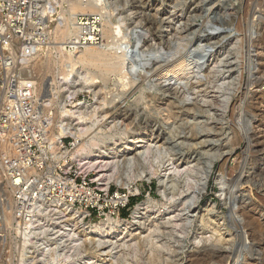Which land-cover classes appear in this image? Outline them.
I'll list each match as a JSON object with an SVG mask.
<instances>
[{"label":"rangeland","instance_id":"rangeland-1","mask_svg":"<svg viewBox=\"0 0 264 264\" xmlns=\"http://www.w3.org/2000/svg\"><path fill=\"white\" fill-rule=\"evenodd\" d=\"M101 2L102 7L105 8L100 14L104 19L103 22L105 23V20H108L113 26L117 24L123 25L121 26V36H126L124 39L129 40L130 44L134 46L132 48L133 53L131 54L127 65L128 72H130V81H122L119 77L113 75L105 76L103 75L105 74L104 71L99 72L90 66L83 65L80 67L87 72L93 70L95 72L92 71L93 74H95L96 77H98V80L101 81H99V85L96 84L93 88L94 90H97L95 92H98V95L100 96L97 95V98L107 103L104 107L102 106L99 111L102 114L99 116L100 119L98 121L101 122L98 123L97 127L101 128L104 133L110 134L111 137L106 139L105 143L112 144V140L118 138L120 132L125 133V135L121 136V145L123 147L129 142L128 140H133L140 136V134L145 133L147 140L159 141L157 144L161 145V152L164 154L163 157L165 158L163 164L160 167L158 166V170L160 175L165 174L168 176L167 182L164 185L167 191L166 193L169 196L168 198H170L173 193L178 194L177 192L181 191V188L183 187V184H181L183 182L182 178L179 179L176 176V173L173 171L174 167L181 166L179 169L182 170V168L185 169L186 166L189 167L190 165L192 172H194L193 175L198 177V175H201L204 170H206L207 164L210 160L214 162V166L211 171L212 174L210 173L206 191L202 194L199 202L193 206L191 213L189 214V221H187V224L183 227V237H180L182 235L178 233L179 230H171L172 228L165 223V212L161 213L160 216H156L157 213L153 210L148 213L149 216L148 214L147 216L145 215L143 220L144 223L142 222L139 227H135L133 231L124 235V241L132 239L128 242V245H132L131 243L137 241L136 247L129 246L128 248L116 249L111 253H105L102 251L98 252L95 249L93 250L89 244H84L80 249L82 254L79 255L78 258L80 259L93 255L96 256V260L99 261L98 264H210L211 262V264H230V262L233 264L235 262L236 264H263L264 174L259 175L254 173V170L256 171L258 167L259 159L264 157V152L259 153L260 151H258L260 149L261 139L264 137V124L262 122V125L256 129H259L255 132L257 133L256 136H253L255 134V129L253 130L249 127L251 126L250 124L255 121V115H257L255 113L254 105L258 100L262 99L261 95L264 94V81L257 82V80H255L256 77L254 72L257 68L255 63V53L250 47V42L252 40L263 39L264 42V0H101ZM59 4H61V2L57 1L54 5L59 7L61 6ZM106 10L108 13L103 12ZM168 22L171 23L170 27L167 26ZM55 26L56 22L53 23L52 29ZM141 34L146 35H143L145 41H139L138 35ZM159 35L162 36V38ZM111 37L114 38L113 34ZM111 39L112 38H110V40L108 39V42L112 41L108 44L115 43L113 42L114 40ZM124 39H121L118 43L122 44ZM104 43L105 40L102 44L104 45ZM57 44L59 45V43ZM141 47H144V49ZM45 57H47V53L41 52L36 58L34 57L32 59V63L39 65L46 59ZM182 57H186L187 59L191 58L193 60L192 66H195L191 74H189L183 81L169 83V85L165 83L160 90H157V88L155 89L154 87L155 82L151 77H148V79H146L145 76L143 77L146 73L150 74L153 72V68L157 65H167ZM132 65H134V68H132ZM100 69L102 70V68ZM100 76L106 78L107 82H105L106 79H99L101 78ZM46 77L49 78L50 74L48 73L44 75L43 73H39L35 77V81L43 84ZM231 78H233V80ZM207 79L212 81H208ZM127 82L132 84H125ZM221 83H224L225 86ZM224 88H227L228 90L226 89L227 91H225ZM79 94L77 95L76 100L72 101L74 105L82 103L77 106L82 110L84 108L83 105L87 108L93 106V95H90L91 93H88V90L84 89ZM201 97H203V99ZM65 102L67 101L64 100L63 103ZM108 102L110 103V108L104 109L108 106ZM225 103L228 104L226 105ZM158 106L162 109V112L160 113L159 111H161V109ZM192 107L194 110L196 109V112L192 110ZM222 107L225 108L223 109ZM243 110L244 112H242ZM103 114H105L106 117ZM246 114L249 115L247 116ZM101 117L103 119H101ZM114 118L119 122L117 125L118 127L109 130L113 124L112 120ZM73 119H65L66 124L71 128H75L77 123V120ZM183 119L185 121H183ZM256 120L259 119L256 118ZM257 124L259 125V123ZM254 125H256V123ZM193 126L195 127L192 128ZM119 127H121V130H119ZM203 127H206L205 132ZM246 132L248 136H253L251 138L253 144L247 142V138L245 137ZM53 134L58 135V129L55 125ZM241 135L243 139L241 138ZM63 138L64 144L67 148H69L68 144L75 142L72 135L68 134ZM196 141L197 144L206 142L203 143L206 144L205 147L196 146ZM258 141H260V144ZM166 155H169V157ZM213 155L216 156L212 157ZM260 166H263V163ZM123 170L124 168H120L116 174L118 175L117 177L122 176L120 178L121 182L115 181V179L109 181L110 194L118 191L126 196L130 195L127 207L120 211L122 219H128L133 207L148 196H151V198L156 201V204L158 203V208H160L162 204L167 203L168 206H173V209L169 212L181 209L180 206L175 204L176 202L174 200L170 203V201L167 202L166 199H163V196L158 189L160 183L158 182L157 177H153L151 180L143 178L133 179L134 182L131 181L132 186L138 189V193H130L127 186L121 185L124 179H126V175L130 174L126 170ZM138 170L139 167L132 168L133 173H136ZM146 170H148V168ZM90 173L91 175L89 177L90 179H93L95 174L94 172ZM184 188L185 187H183L182 190L186 191ZM234 191H240V193L243 192L246 203L248 204L247 206H250L247 207L245 213L248 212L252 218L254 217L256 221H259L258 225L260 226L262 234L256 236V238L253 239L254 242L250 237L253 235L251 228L239 229L242 236H240V233L238 236L234 228L231 226V221H229V206H227V204L225 205V203L228 202V200L233 199L232 192ZM190 192L191 191H189L187 195H189ZM222 192L223 195L221 196L220 193ZM252 208H254V212H249ZM207 209H212L210 226L202 228L200 227L198 217ZM123 213L127 216L123 217ZM56 216L58 215L51 212L50 216L42 222L47 229L49 228L47 231L50 234L53 230V224L57 222L56 220L59 222L61 221L60 223L64 220L69 221V218L67 217L61 220ZM182 216L183 218H186L185 215ZM70 220L79 227L76 228L78 237L83 238V227L80 225L85 226L95 224L100 218L96 216H85L81 221L82 224L75 219L71 218ZM148 227L155 228L154 242H156V244L150 245L143 243L142 241V237L147 234ZM215 229L217 230L216 233H219L220 236L216 233L214 235L213 231ZM3 230L4 227L2 233ZM33 232L34 233L30 236L31 239H37L38 241L42 239V237H37L35 231ZM206 235H212L211 239L206 244L208 247L227 251L226 254L228 255L224 254L219 257L217 255H211L210 260L207 259V257L206 260L205 258L201 260L199 256L201 253L199 251L202 250L204 244L202 243L197 247L194 245L195 241H193V239L196 236L198 240L200 236L204 238ZM139 237H141V239ZM15 241L16 242L12 244L7 243L6 245L4 244V238L3 241H0V264H20L21 243L18 238ZM248 241L249 244L251 243L250 251L252 253L250 251V253L248 252V255L244 252L240 253L239 251L242 248V243L247 246ZM50 245L53 249L57 247V250L61 254L62 251L63 253L66 252V250H63L62 242L60 243L54 237L50 242ZM155 245L161 246H159L158 249ZM193 246L196 248L195 250L198 258L195 257L193 258V261H190L191 258H189V256L190 252H192ZM29 248L31 249L30 246ZM234 249L235 251H233ZM152 250L154 251V255H152V258L154 257L153 259L150 257V251ZM41 251L42 245L40 244L32 248L31 253H33L32 258L34 259L33 264H41L47 259V254L41 258ZM75 252V250L73 253L68 252V255H73ZM64 263L67 264L68 260L61 262V264Z\"/></svg>","mask_w":264,"mask_h":264},{"label":"bare ground","instance_id":"bare-ground-1","mask_svg":"<svg viewBox=\"0 0 264 264\" xmlns=\"http://www.w3.org/2000/svg\"><path fill=\"white\" fill-rule=\"evenodd\" d=\"M57 1L61 2V4H59L61 6L58 7V6L54 5L51 12H50L51 16L56 20V26L52 29V36H51L52 48L47 52L44 51L47 53V57H45L46 59L41 64L38 65V64L31 63L30 66L26 68L30 71L31 78L34 81H35V77L39 73H43L44 75H46L48 73L50 74L49 78L46 77L44 79L45 81L44 82L42 81L43 84H40L37 81H35V82L39 87L38 88L39 99L42 102H45L44 107H45L46 112H48V113L51 112L53 115L52 116V129H51L53 138L54 139L57 137L63 138L68 134L73 136V138L75 139V143H74L75 146H74V149L72 151L68 152V155L73 159V161L76 162L77 169L80 172H83V173L94 172L95 177L92 179V181L97 182V184H98L97 187L99 189H102L104 191H108L109 187H110L109 181L111 179H113V180L115 179V181L121 182L120 178L122 176L117 177L118 175H116V174L120 168H122V169L124 168V170H126L130 174L126 175V179H124V181L122 180L123 182L121 183V185L127 186L130 193H135V194L138 193V189L132 186L131 181H133V179L143 178V179L151 180L153 177H157L158 182L160 183V186L158 189H159V192L161 193V195L163 196V199H166L167 202L170 201V203L172 200H174L176 202L175 204L180 206L181 209H179V210L177 209L174 212H169L171 209H173V206H171V205L168 206L167 203L162 204V206L160 205L161 207L158 208L157 207L158 203L156 204L155 203L156 201H154L151 198V196H148L147 198L140 201L139 203H137L133 207V210L130 213V216L128 219H124V218L123 219H121V218L115 219V218H112L110 215H105V217L100 218L99 221L97 220L98 222L95 224H89V225H85V226L80 225L81 227H83L82 231L84 233V237L80 238V237H78V233L76 232V228L78 227L77 224H74L70 219L71 218L75 219L77 222L79 221V223H81L83 218L86 216L85 212H80L79 210L72 209L70 206L65 205L61 202H47V203L41 204L37 208L36 217L34 218V220L32 222L26 223L24 225L19 224L17 219H16V216L14 214V211H13V202H12V198H11L12 193L7 189L6 195H5L7 201H6L5 207H4V225H3V227H4L3 233L4 234L0 238V241L1 240L3 241V238H4V240H5L4 244L6 245L7 243L12 244V243L16 242L15 240L17 238L19 239V241L21 243V244L19 243L20 247H21L20 262H19L20 264H33L34 259L32 258L33 253H31V252H32V248L36 247L38 244L42 245L41 258H43V256L45 254L48 255L47 259H45L41 264H61L62 261H66V260H68L67 264H98L99 261L96 260V256H93V255L88 256V257H84V258H80V259L78 258L79 255L82 254V251L80 250L81 246H83L84 244L85 245L89 244L93 250L95 249L98 252L102 251L105 253L106 252L111 253L116 249L119 250V248H128L129 246L136 247L137 241L135 240L136 242L131 243L132 245H130V244L128 245V242H130L132 239L129 241H124V239H125L124 235L133 231L135 227H139L141 225V223L143 222L145 215L147 216V214L153 210L158 214V215L156 214V216H160L161 213L165 212L164 213L165 214V218H164L165 223L169 227L172 228L171 230H174V231L179 230L178 233L180 235H182L180 237H183V235H184L183 234L184 233L183 227L185 224H187L186 222L189 221V214L191 213L193 206L199 202V200L202 197V194L207 189L210 173H211L212 168L214 166V162L212 160H210L209 163L207 162L208 164H207L206 170H204V172L202 171L203 173L201 175H198V177L196 175H193L194 172H192V170H191L192 168L190 167V165H189V167L186 166L185 169L182 168V170L179 169V167H181V166L174 167L173 168L174 170L173 169L172 170L176 173V176L179 179L182 178L183 182L181 184H183V187H185L184 189H186V191H183L182 190L183 187L181 186L182 187L181 191L177 192L178 194H175V193H173L172 195L170 194L171 196H170V198H168L169 196L167 195V193H166L167 191H166L165 186H164L167 182L168 176L165 174L160 175L159 170H158V166L160 167L163 164V160L165 158V157H163L164 154H162V152H161V149H162L161 145L157 144L159 141L147 140L146 139L147 136L145 135L146 134L145 133V134H140V136H138L137 138H135L133 140H128L129 142L126 144L125 147H123L121 145L122 144L121 136L125 135V133L118 131V132H120L119 137L112 140L113 141L112 144L105 143V140L110 138L111 136H110V134L104 133L101 128H97V127H98V123L101 122V121L100 122L98 121L100 119L99 116L102 114L99 111L102 108V106L104 107L107 103H105V101H102L101 99L97 98L99 96L98 92H95L97 90H94V88H93L94 85L98 84L100 80H98V77H96V75L93 74V72H94L93 70H92L93 72L91 71L92 72L91 73V72L84 71L80 67L83 65L90 66L91 68H94L95 70H97L99 72L104 71L105 74H103V73L102 74L105 76L113 75V76L119 77L122 81H127L130 79V72H128V66L127 65H128V60H129L131 54L133 53L132 48L134 46H132L130 44L129 40L124 39L126 37L125 35H124L125 37L121 36V26H123V25L117 24V25L113 26L108 20H105V23H104V40H105V43H104V45L102 44L100 46L88 47V48L81 50L78 53H75V54L65 52L61 48L62 47L61 44L70 43V40L72 39V37L74 35V32H75L74 26H73L74 16L78 13H92V14L98 13V14H101L102 10H104L105 8L102 7L101 0H86L85 2L83 0H54L55 3ZM245 4H246V2H245ZM62 5H64V6H62ZM158 11H159V9H158ZM103 12L108 13L107 10L103 11ZM141 13H143V12H141ZM167 24H168L167 25L168 27L171 26L170 22H168ZM112 34H113L114 38L111 37ZM143 35H145V34L138 35V39L141 42L145 41V37ZM160 37L162 38V36H160ZM110 38H112L114 40L113 42H115V43L108 44L110 42V41L108 42V39L110 40ZM121 39L122 40L124 39V41L122 44H119L118 41H120ZM57 43H59V45ZM250 47L252 48L253 52L255 53V63H256V67H257L256 71L254 72V75L256 77L255 80H257V82L264 81V42H263V39L252 40L250 42ZM141 48L144 49V47H141ZM41 52L42 51H40L35 56V58ZM52 52H53L54 56H53ZM218 63H220V62H218ZM192 65H193V60L191 58L187 59L186 57H182V58L178 59L177 61L171 62L167 65H163V66L157 65L155 68H153L154 71L151 72L152 74L150 73L151 75L148 73L149 76L147 73H146V75H143V74H141V75H143V77L145 76L146 79H148V77H151V79L155 82V84H154L155 89L157 88V90H160V88H162L165 85V83H167L169 85V83H174V82L177 83V82L183 81L189 74H191V72L195 68V66L193 67ZM214 66H216V65H214ZM100 68H102V70ZM132 68H134V65H132ZM211 68H213V67H211ZM100 75H101V73H100ZM216 75H217V73H216ZM39 77H41V76H39ZM99 79H106V78L101 77ZM208 79H210V78H208ZM231 79L233 80V78H231ZM208 81H212V80H208ZM105 82H107V79ZM149 82H147V83H149ZM103 83H104V80H103ZM129 83L127 82L125 84H129ZM130 84H132V83H130ZM221 84L224 85V83H221ZM223 85H220V86H223ZM228 86H230V85H228ZM214 88H212V89H214ZM84 89L88 90V93H91L90 95H93V99H94L93 106H89V108H87L83 105L84 108L82 110L81 108H78L77 105H74L73 109L72 108L68 109V107L65 105V103H63V101L64 100L67 101L68 99L77 96ZM226 89H225V91L228 90V89L227 90ZM100 90H102V89H100ZM173 91H174V89H173ZM218 92H217V94H218ZM241 92H243V91H241ZM64 94H66V95H64ZM257 95H259V94H257ZM261 97H262V99L259 98L260 100H258V102L254 105L255 113L257 114V115H255V121L252 124H250L252 127L249 125L250 126L249 128H252L253 130L255 129L254 133L259 130V129L258 130H256V129L262 125L261 124L262 122L264 124V121H263L264 120V94H262ZM182 98H184V97H182ZM201 98L203 99V97H201ZM141 100H143V99H141ZM81 104L82 103H80L79 105H81ZM166 105H167V102H166ZM214 107H215V105H214ZM109 108H110V103L108 102V106L104 109H109ZM159 108L161 109V107H159ZM184 108H185V106H184ZM171 109H173V108H171ZM192 110H194L193 107H192ZM195 110H194V112H196ZM165 111H166V109H165ZM160 112H162V109H161V111H159V113ZM175 112H177V111H175ZM242 112H244V110ZM217 113H218V111H217ZM103 115H105V114H103ZM105 117H106V115H105ZM193 117H194V115H193ZM67 118H72V119L74 118L75 120H77L75 128H71L70 126H68L66 124L65 119H67ZM172 118H173V116H172ZM176 118H177V116H176ZM183 118H184V116H183ZM256 118H258L260 121L256 120ZM101 119H103V118L101 117ZM183 121H185V120L183 119ZM112 122H113V124L112 125L110 124L111 127L109 130H111L113 128L116 129L118 127L117 125L119 122H117L115 120V118L112 120ZM192 122H197V121H192ZM122 123H124V122H122ZM255 123H256V125H254ZM257 123H259V125ZM54 125L58 129V135L53 134ZM196 125H197V123H196ZM246 125H248V124H246ZM194 127L195 126H193L192 128H194ZM119 128H120L119 130H121V127H119ZM203 128H204V132H205L206 127H203ZM207 130H209V129H207ZM189 132H190V128H189ZM189 132H188V134H189ZM198 133H199V131H198ZM195 134H197V133H195ZM256 134L257 133H255L253 136H256ZM175 136H173V137L176 138ZM253 136L252 135L248 136L247 132H246L245 137L247 138V142L249 144H253V140L251 139ZM59 138H57V139H59ZM241 138L243 139L242 135H241ZM170 139H171V137H170ZM207 142H210V141H207ZM259 142L260 141H258V143ZM203 143H206V142H201L200 144H197V141H196V144H197L196 146H204L205 147L206 144H203ZM207 145H208V143H207ZM198 149H200V148H198ZM258 151H260L259 153L264 152V137L261 139L260 149ZM166 156L169 157V155H166ZM215 156L213 155L212 157H215ZM212 157H210V158H212ZM224 157H225V154H224ZM180 158H182V157H180ZM262 163H263V166H260ZM165 164H166V162H165ZM133 167H139V170L136 173H133V171H134V170L132 171ZM167 167H169V166H167ZM147 168H148V170H146ZM131 172H132V174H131ZM195 173H197V172H195ZM254 173H257L259 175L264 174V157L259 159L258 167H257L256 171L254 170ZM180 174H183V175H180ZM253 175H255V174H253ZM178 178H176V179H178ZM0 179H1V176H0ZM177 183H179V182H177ZM189 191H191V192L189 195H187V193ZM117 194H119V193H117ZM220 194L222 196L223 192ZM232 194H233V199L232 200L230 199V200H228V202L225 203V205L227 204V206H229V216H230L229 221H231V226H232V228H234V230L236 231V234H238V236H239V233H240V236H242L241 232H239L240 231L239 229L251 228L253 231V235L251 234L252 236H250V237L253 240L256 238V236H260L262 234L260 226L258 225L259 221H256L254 219V217L252 218V216H250V214L248 212L245 213V210L247 211V207H250V206H247L248 204L246 203L245 195L243 194V192L240 193V191H234V192H232ZM225 195H226V193H225ZM263 195H264V189H263ZM230 196H232V195H230ZM253 209L254 208H252V210H249V212L253 211ZM51 212H54L55 214H57L58 216H56V217H59L61 220L67 217V218H69V221L64 220L62 223H60L61 221L59 222L58 220H56L57 222H55L53 224V226L51 224L53 230L50 234L47 231V230H49V228L47 229V227L44 226L42 224V222L45 221V219L50 216ZM183 212H185V213H183ZM193 214H192V217H193ZM182 215H185L186 218H183ZM148 216H149V214H148ZM211 216H212V209H207L202 214H200L198 217L200 227H202V228L209 227L210 222H211ZM152 227H153V225H152ZM152 227H148L146 235H144V236L141 235V236H143L142 237L143 243L150 244V245L156 244V242H154L155 228H152ZM33 231L36 232L37 237H42V239L39 241L37 239L36 240L31 239L30 236L34 233ZM180 231H182V232H180ZM213 232L215 235L217 230L215 229ZM216 234H218L220 236L219 233H216ZM158 235H159V233H158ZM122 236H124V237H122ZM211 236L212 235H210V236L206 235V237H204V238H202L200 236V238L198 240H197V237L195 236L193 239V241H195L194 245L197 247L202 243L204 244V246L202 247V250L199 251L201 253V254H199L201 260L204 258L206 260V257H207V259L210 260L211 255H217L219 257V256L227 253V251H222L221 249H214V248L208 247L206 245L208 243V241L211 239ZM233 236H234V234H233ZM238 236H237V238H238ZM53 237L55 239H57L60 243L62 242L63 250L64 251L66 250V252L63 253V251H62V254H61L57 250V247H55V249L51 248L50 242L53 240ZM139 238L141 239V237H139ZM212 239H214V238H212ZM155 241H157V240H155ZM217 241H218V239H217ZM253 242H254V240H253ZM143 243H141V244H143ZM250 244H249V241H248L247 246L244 243H242V248L240 249L239 252L240 253L244 252L246 255H248V252L250 251ZM29 246L31 247V249L29 248ZM159 246H161V245H157L156 247L158 248ZM161 249H163V248H161ZM195 249L196 248L193 246L192 252H190V256H189V258H191L190 261H193V258L197 257V254H196L197 252ZM74 250L76 251L75 254L68 255V252L73 253ZM233 251H235V249ZM150 252H151L150 257L152 258V255H154V253H153L154 251L152 250ZM260 252H259V254H260ZM226 255H228V254H226ZM121 256H123V255H121ZM243 256H245V255H243ZM222 258H223V256H222ZM121 259H122V257H121ZM237 259H238V257H237ZM217 261H219V260H217ZM123 262H124V258H123ZM230 264H233V263L230 262ZM234 264H236V262Z\"/></svg>","mask_w":264,"mask_h":264},{"label":"built area","instance_id":"built-area-1","mask_svg":"<svg viewBox=\"0 0 264 264\" xmlns=\"http://www.w3.org/2000/svg\"><path fill=\"white\" fill-rule=\"evenodd\" d=\"M54 3L0 0V238L7 189L16 219L23 225L32 222L37 208L47 202H61L86 216L116 219H122L120 211L129 203L130 195L99 189L91 173L77 169L68 155L75 142L67 148L64 138H53L52 113L46 112L39 87L26 69L40 51L52 48ZM103 20L98 13L76 14L74 35L61 48L75 54L102 45ZM76 98L65 102L68 109H73Z\"/></svg>","mask_w":264,"mask_h":264},{"label":"trees","instance_id":"trees-1","mask_svg":"<svg viewBox=\"0 0 264 264\" xmlns=\"http://www.w3.org/2000/svg\"><path fill=\"white\" fill-rule=\"evenodd\" d=\"M122 216H123V217H126L127 215L123 213Z\"/></svg>","mask_w":264,"mask_h":264}]
</instances>
